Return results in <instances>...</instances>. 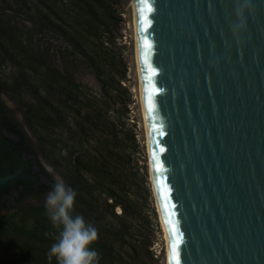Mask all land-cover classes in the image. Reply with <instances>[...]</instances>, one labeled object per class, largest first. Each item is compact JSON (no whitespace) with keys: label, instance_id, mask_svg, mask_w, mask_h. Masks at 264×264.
Returning <instances> with one entry per match:
<instances>
[{"label":"water","instance_id":"1","mask_svg":"<svg viewBox=\"0 0 264 264\" xmlns=\"http://www.w3.org/2000/svg\"><path fill=\"white\" fill-rule=\"evenodd\" d=\"M135 1L169 259L173 242L179 264H264V0L236 37L235 0H148L146 21Z\"/></svg>","mask_w":264,"mask_h":264},{"label":"trees","instance_id":"2","mask_svg":"<svg viewBox=\"0 0 264 264\" xmlns=\"http://www.w3.org/2000/svg\"><path fill=\"white\" fill-rule=\"evenodd\" d=\"M122 1L10 0L44 35L60 43L55 53L65 67L61 71L48 64L42 67L40 54L30 50L31 40L24 37L11 43L0 36V56L10 60L34 101L24 104L32 137L0 101V176L21 171L0 186V207L11 193L19 204L40 201L51 191L54 181L41 156L76 192L73 215H82L98 228L91 247L100 255L99 264H157L147 227L142 226L139 236L126 237L139 189L130 184L137 146L133 130L121 121L127 113V101L120 99V93L126 92L121 84L125 65L112 36L119 21L116 6ZM73 64L86 69L99 85L98 99L65 69ZM114 112L120 114L117 122L108 116ZM41 177L48 178L50 185ZM57 234L44 206L17 208L0 217V238L5 239L0 240V249H8L7 258L0 254V264H57L54 257L51 261L47 257Z\"/></svg>","mask_w":264,"mask_h":264},{"label":"rangeland","instance_id":"3","mask_svg":"<svg viewBox=\"0 0 264 264\" xmlns=\"http://www.w3.org/2000/svg\"><path fill=\"white\" fill-rule=\"evenodd\" d=\"M131 1L132 0H123L120 5L116 6V14L119 21L117 22L112 35L114 37V48L121 56L125 65V80L122 81L121 84L126 92L120 93V99L125 100V102L127 101V113L125 116L123 115L121 121H125L123 124L126 129L133 130L137 146L134 150V166L132 167V179L130 180V184L132 185L131 188H133V190L137 185L139 189V199L136 201V214L130 219L132 225H130L126 237L129 235L139 236L142 234V226L147 227L145 233L151 241L150 250L154 253V257L157 259V264H167L166 242L158 220V212L149 176L146 132L141 110L139 79L135 57V33ZM0 20L4 22V24H2V22L0 23V36L3 40L17 43L18 41L21 42L25 37L26 39L31 40L29 43L31 44L30 50L32 54H37V52L40 54L38 61L42 62V67L48 64L54 70L61 71L64 69V64H61L60 58L55 53V50L59 49L60 43L56 41L55 38H51L47 33L44 35L41 29L34 25L31 18L23 11H20L16 5L10 2V0H0ZM20 55L24 56L23 53ZM68 67L65 69L69 70V73L73 75L76 81L88 88L90 92H92V95L98 99L101 94L99 85L95 82L88 71L86 69L84 70L83 67V69L80 68V66L74 67V64L73 66ZM17 76L18 73L16 72V68L13 67L10 60L4 59L0 56V101L5 106L10 117L15 122L22 125L31 135L24 117V104H33L34 101L32 96L22 86ZM115 108L120 110L119 105ZM108 116L113 118L116 122L120 119V114L115 112L108 113ZM4 135L9 138L12 137L8 132H4ZM32 139L33 142L36 143L34 138ZM39 157L41 158V163L44 165L53 181L54 176L61 178L58 171H56L41 156ZM49 169H51V171H49ZM41 182L50 185L49 179L46 177H41ZM44 203L45 197L40 201L29 199L18 204L15 201V194L11 193L3 199L2 207H0V217L11 215L14 210L20 207L29 205L44 206ZM116 211L118 212L119 210L116 209ZM0 240L2 242L5 241V239L2 238H0ZM0 254L4 258H7L8 249L5 246H2ZM11 259L12 258L7 259V262Z\"/></svg>","mask_w":264,"mask_h":264},{"label":"clouds","instance_id":"4","mask_svg":"<svg viewBox=\"0 0 264 264\" xmlns=\"http://www.w3.org/2000/svg\"><path fill=\"white\" fill-rule=\"evenodd\" d=\"M247 8L248 0H235L233 16L229 21L234 37L245 27ZM53 179L44 203L52 227L58 230L55 242L47 253L49 261L54 257L57 264H99L100 255L91 247L98 239V228L82 215H73L76 192L66 186L60 177L54 176Z\"/></svg>","mask_w":264,"mask_h":264},{"label":"bare ground","instance_id":"5","mask_svg":"<svg viewBox=\"0 0 264 264\" xmlns=\"http://www.w3.org/2000/svg\"><path fill=\"white\" fill-rule=\"evenodd\" d=\"M131 6L133 8V23H134V33H135V57H136V65H137V74H138V79H139V89H140V103H141V110H142V115H143V120H144V126H145V132H146V144H147V154H148V160H149V176H150V182L152 185V192L153 196L155 199V205L156 209L158 212V217H159V223L160 227L163 232V236L166 242V260L167 264H170V259H169V237H168V231L166 228V224L164 221V217L161 211L160 203H159V198H158V193H157V187H156V182H155V177H154V172H153V166H152V159H151V151H150V143H149V135H148V126H147V118H146V111H145V104H144V97H143V89H142V82H141V75H140V68H139V60H138V51H137V26H136V1L132 0L131 1Z\"/></svg>","mask_w":264,"mask_h":264},{"label":"snow or ice","instance_id":"6","mask_svg":"<svg viewBox=\"0 0 264 264\" xmlns=\"http://www.w3.org/2000/svg\"><path fill=\"white\" fill-rule=\"evenodd\" d=\"M139 2H140V4L143 5V7L140 9L141 17L143 20L146 21L147 17L144 16V13L151 10L149 7V4H148V0H139ZM165 223H166V225H168L169 232L171 235L174 232V227H173L171 221L168 219H166ZM177 250H178V244L170 242V251L172 252V257H170V264H179L178 251Z\"/></svg>","mask_w":264,"mask_h":264}]
</instances>
